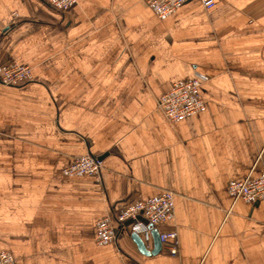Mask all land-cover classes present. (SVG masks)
Here are the masks:
<instances>
[{
    "label": "crops",
    "instance_id": "1",
    "mask_svg": "<svg viewBox=\"0 0 264 264\" xmlns=\"http://www.w3.org/2000/svg\"><path fill=\"white\" fill-rule=\"evenodd\" d=\"M0 252L14 264H264V200L231 181L264 173V0H189L159 17L143 0H0ZM202 80L204 108L170 121L158 99ZM102 156L100 175L64 172ZM165 191L174 217L98 243L96 222ZM177 232L172 255L158 235Z\"/></svg>",
    "mask_w": 264,
    "mask_h": 264
},
{
    "label": "built area",
    "instance_id": "2",
    "mask_svg": "<svg viewBox=\"0 0 264 264\" xmlns=\"http://www.w3.org/2000/svg\"><path fill=\"white\" fill-rule=\"evenodd\" d=\"M58 10L70 9L77 0H46ZM147 2L159 17H166L176 11L189 0H143ZM203 6L213 9L218 0H200ZM32 79L30 67L13 62L0 67V84L18 85ZM208 77L200 74L188 79L174 82L172 88L158 99V107L170 121L183 119L187 115L204 108L201 92L202 80ZM103 168V160L97 156L86 154L76 157L65 167L69 175L97 176ZM229 194L235 199L248 202L264 200V173L259 176H248L245 179L231 181ZM174 217V194L165 191L146 200L135 201L123 206L114 216H105L96 222V239L98 243H107L116 239L117 230L127 221H131L132 232L148 238L152 228L158 227ZM177 232L175 230L160 231L159 241L166 245L172 255L177 253ZM15 257L10 251L0 252V264H14Z\"/></svg>",
    "mask_w": 264,
    "mask_h": 264
},
{
    "label": "water",
    "instance_id": "3",
    "mask_svg": "<svg viewBox=\"0 0 264 264\" xmlns=\"http://www.w3.org/2000/svg\"><path fill=\"white\" fill-rule=\"evenodd\" d=\"M98 158L102 159V156H99ZM259 202H260V201H256V202H254V203H259ZM132 236H133V238L136 240V242L138 243L140 249H142V250L144 251L143 241H142L141 236H140L138 233H136V232H133V233H132ZM158 239H159V238H158Z\"/></svg>",
    "mask_w": 264,
    "mask_h": 264
}]
</instances>
